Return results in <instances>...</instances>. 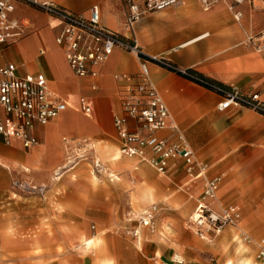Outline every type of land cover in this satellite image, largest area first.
Here are the masks:
<instances>
[{
    "label": "crops",
    "instance_id": "crops-1",
    "mask_svg": "<svg viewBox=\"0 0 264 264\" xmlns=\"http://www.w3.org/2000/svg\"><path fill=\"white\" fill-rule=\"evenodd\" d=\"M39 1L52 2L78 13H87L94 4H98L103 25L124 37L136 38L146 56H162L180 69H195L229 88H238L245 93H259L264 100V40L255 39L264 31V10L254 7L251 0L240 3L223 0L209 9H205L200 0H186L182 4L143 15L134 24L132 31L126 29L127 0ZM14 16L28 18L33 27L19 40L0 44V65L14 63L19 75L44 73L52 93L69 106L47 125H36L33 133L39 144L32 148L24 147L18 139H7L0 135L1 187L4 173L14 170H21L25 175L43 182L62 163V144L68 148V138L64 136L68 127H72L77 134L86 133L97 137L98 129L90 127L89 117L93 116V104H110L114 111V125V117L121 111V90L135 81L141 68V57L138 54L116 48L110 59L100 67L97 76L79 77L70 69L65 49L56 41L60 31L57 19L35 6L23 3L17 5ZM249 37L254 39L250 40ZM149 67L150 78L166 102L172 121L184 134L196 159L207 166L206 176H222L217 197L210 201L211 207L221 212L227 206L238 205L243 214L240 201L247 203L249 198H264V158L245 161L228 155L247 144L256 150H264V115L237 106L220 110L218 106L223 100H220L217 93L175 71L156 64ZM124 75L133 77V80L121 77ZM82 98L91 106L90 114L81 109ZM71 110L82 112L85 117ZM5 115V110L0 106V118ZM116 134L120 151L121 140L117 131ZM161 134L174 136L169 129L163 130ZM201 134L203 149L219 151L211 160L219 159L217 169L220 171L214 175L213 172L217 170H212L214 164L201 159L197 154L199 146L195 135ZM121 156L135 160V170L141 167L146 174L149 172L147 167L155 170L141 159ZM121 156L117 153L113 160L117 161ZM245 162H251L255 167L246 170L236 168ZM168 173L170 178H178L181 189L195 200L194 213L204 179H198L192 184L180 164L173 166ZM245 189L248 192L244 195ZM232 197L235 198L234 202L227 201ZM134 199L138 201V196ZM138 205H141L140 201ZM130 213L132 211L128 215ZM248 213V208H245L244 214ZM126 220L130 222L129 218ZM257 224L261 225L254 228L264 229V222ZM145 228L140 227V234L135 238L140 250H143L141 244ZM217 236L208 239L199 237L212 242ZM220 244L223 245V241ZM260 263L264 264V260H260Z\"/></svg>",
    "mask_w": 264,
    "mask_h": 264
},
{
    "label": "rangeland",
    "instance_id": "rangeland-1",
    "mask_svg": "<svg viewBox=\"0 0 264 264\" xmlns=\"http://www.w3.org/2000/svg\"><path fill=\"white\" fill-rule=\"evenodd\" d=\"M251 3L264 10V0ZM211 91L224 99V93ZM70 112L85 117L82 112ZM113 114L110 104H93L90 127L98 129L97 137L77 134L68 127L64 134L68 148L62 144V163L43 182L21 170L4 173L0 186V264H207L212 259L221 264L245 260L261 264L257 243L264 238V229L254 226L264 222V198L240 201L243 214L237 225L227 226L212 242L201 239L191 224L195 200L181 189L179 179L147 166L148 174L141 167L135 170L137 162L121 156ZM195 138L198 156L213 163L212 170H216L219 159L211 160L219 151L203 149V134ZM117 153L121 157L116 161ZM228 157L245 161L264 158V150L247 144ZM95 160L102 167L97 168ZM253 167L251 162L236 166L238 170ZM247 192L245 189L243 194ZM151 206L156 207L155 228L144 229L140 250L129 231L136 225L143 227L140 215Z\"/></svg>",
    "mask_w": 264,
    "mask_h": 264
},
{
    "label": "built area",
    "instance_id": "built-area-1",
    "mask_svg": "<svg viewBox=\"0 0 264 264\" xmlns=\"http://www.w3.org/2000/svg\"><path fill=\"white\" fill-rule=\"evenodd\" d=\"M185 1L127 0L126 29L132 31L134 24L147 13ZM200 1L205 9H209L223 0ZM235 1L240 3L243 0ZM19 3L35 6L58 20L60 31L56 41L65 49L67 64L79 77L97 76L100 67L110 59L116 48L135 52L141 57L140 71L134 78L135 81L121 90V111L114 117V125L121 140L120 154L141 159L161 174H167L175 165H183L192 184L198 179H204L195 212L191 216V224L200 237L212 238L219 235L225 227L237 225L241 220V208L238 205L227 206L221 212H216L211 207L210 201L217 197L222 176H206L207 166L196 159L184 134L172 121L166 102L150 78L149 66L156 64L193 82L197 76L190 69H180L162 56H146L136 38L124 37L107 28L102 23L98 4H94L87 13H78L52 2L0 0V44L19 40L33 27L28 18L14 16ZM249 39L253 40L254 37ZM255 39L264 40V31ZM121 77L133 80V77ZM214 90L225 94L218 106L220 110L237 106L264 115V100L259 93H245L238 88L223 89L217 86ZM0 106L6 113L4 118H0V135L7 139H18L24 147L32 148L39 144L33 133L36 125H47L58 118L69 105L52 93L44 73L19 75L17 66L11 63L0 65ZM81 109L85 113L92 112L84 98L81 99ZM165 129H169L174 136H163L161 132ZM95 166L102 167L99 160H95ZM155 210L156 207L152 206L141 213L140 226L151 230L155 228ZM129 233L137 238L140 230L130 229ZM257 258L264 260V238L258 241ZM207 264L221 263L212 259Z\"/></svg>",
    "mask_w": 264,
    "mask_h": 264
},
{
    "label": "trees",
    "instance_id": "trees-1",
    "mask_svg": "<svg viewBox=\"0 0 264 264\" xmlns=\"http://www.w3.org/2000/svg\"><path fill=\"white\" fill-rule=\"evenodd\" d=\"M143 57H145L143 55ZM191 73H194L197 76V79H193L196 83L210 89V90H214V88L217 87H221L223 89H229L228 86H226L225 84L214 80L210 77H207L206 75L196 71L195 69H190Z\"/></svg>",
    "mask_w": 264,
    "mask_h": 264
},
{
    "label": "bare ground",
    "instance_id": "bare-ground-1",
    "mask_svg": "<svg viewBox=\"0 0 264 264\" xmlns=\"http://www.w3.org/2000/svg\"><path fill=\"white\" fill-rule=\"evenodd\" d=\"M180 258V257H179ZM178 261H181V258L178 260ZM183 262V261H182ZM240 264H250L249 261H241Z\"/></svg>",
    "mask_w": 264,
    "mask_h": 264
}]
</instances>
